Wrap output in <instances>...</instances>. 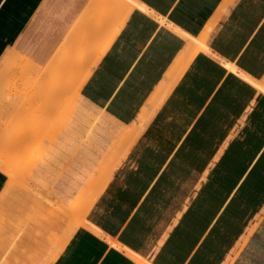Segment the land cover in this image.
<instances>
[{"label":"crops","instance_id":"crops-1","mask_svg":"<svg viewBox=\"0 0 264 264\" xmlns=\"http://www.w3.org/2000/svg\"><path fill=\"white\" fill-rule=\"evenodd\" d=\"M119 1L0 0V70L24 57L31 71L68 59L85 72L43 162L76 153L53 189L64 214L6 192L0 167V264H264V0ZM30 78L18 112L51 82ZM88 166L109 171L73 228L67 209L91 196L64 201Z\"/></svg>","mask_w":264,"mask_h":264},{"label":"rangeland","instance_id":"rangeland-1","mask_svg":"<svg viewBox=\"0 0 264 264\" xmlns=\"http://www.w3.org/2000/svg\"><path fill=\"white\" fill-rule=\"evenodd\" d=\"M21 62L25 63L26 66L25 64L21 65L23 64ZM28 64L30 63L28 62ZM11 66L14 74L9 75L10 72L8 71L6 72V74L4 73L5 77H3L2 73H0V147L5 143L6 136L8 133L13 131L14 129L22 127L28 122L37 125L38 122L40 123L44 121V119H46L47 121L48 119L47 122L49 123L47 124L46 128L43 130L34 145L33 142H31L29 146L27 145L19 152L23 153L31 149L28 157L24 160L26 164L25 167L27 166V169L15 167L11 170H8L7 175L9 177V180L5 191L14 192L16 189H18L19 191L28 193L26 196L23 195L21 197H26L25 199L28 198V201H31L32 206H35V202L33 200L34 197L39 200V203L42 202L43 204H45V202L49 204H51L52 201L57 202L55 207L60 209V211H62V213L64 214V208L61 205V201H63L62 196L56 197L55 194H53V191H55L53 189L58 187L57 183L60 180L61 176L64 175V172L67 169L74 168L71 166L70 157L72 159L73 155H75L76 153L71 151H65V154L62 153L59 155L58 161H56L50 167H47L45 170L43 169V162L45 161L48 152H51L50 150H53L60 146V143H58L57 141L60 136V133L62 132L63 127L67 126L70 119L75 115V112L78 107V91H76L73 87L68 88L65 93H62L65 97L63 103H61V105L57 109L53 110L52 113H49L46 116L41 115V117H38L41 107L37 105L31 107L29 110H25V112L21 111L19 113L17 111L18 107L14 102L21 100L22 98L29 97L33 93V91L30 93H24L21 95V98L20 95H18L17 99L15 98V96H17L16 92H19V89L22 88L23 84H30V72H32L31 65H27V60H23V58L19 57L16 58L13 63H11ZM20 66L22 69L20 68ZM9 69L11 71V67ZM18 72L20 73L18 74ZM12 76H16L15 80L12 78ZM65 79L67 80L68 77L65 76ZM10 91H13L11 93L12 95L10 94V96L13 97L12 101L9 100L11 98L8 95ZM39 118L41 120H39ZM1 154L2 151L0 150V155ZM6 156H9V153H7ZM30 161H34V168L32 173L27 172V170H29ZM2 168L4 169V167ZM86 170L93 174L94 177L90 179L85 177L84 180L80 183V186L83 191H79L78 188L73 187L71 191L67 194V200L64 202L67 203L78 197V195L81 197H88L91 196V193H95V191H97L101 186V184L98 182L99 179H96V176H99L102 171H105V173H103L104 176V174L109 171V167L88 166L86 167ZM40 171L42 172L41 176H39ZM41 181L44 183L43 185H46L47 187H42L40 183ZM72 184L75 186L76 182L72 181ZM37 192H41L42 194H39ZM25 199H21L22 202H26ZM31 204H29V207L31 206ZM38 207H40V204L38 205ZM32 213V210L29 209L28 215L22 216L23 222L24 219H30V215ZM54 218L55 221L57 220V218L62 220L61 216Z\"/></svg>","mask_w":264,"mask_h":264},{"label":"bare ground","instance_id":"bare-ground-1","mask_svg":"<svg viewBox=\"0 0 264 264\" xmlns=\"http://www.w3.org/2000/svg\"><path fill=\"white\" fill-rule=\"evenodd\" d=\"M119 1V0H118ZM125 1V0H124ZM126 1H129V0H126ZM110 2V1H109ZM120 3L123 2V0L119 1ZM117 2V3H119ZM97 3V1H96ZM114 2H112V6L113 8H115L114 6L116 5V1H115V5L113 4ZM132 3V2H131ZM121 5V4H120ZM123 5H126V4H122ZM108 6L110 7V5L108 4ZM111 6V8H112ZM117 6V5H116ZM99 7V5H98ZM128 7V6H127ZM130 7V6H129ZM110 11V10H108ZM108 17L111 18L113 13L111 12H108ZM101 23V22H99ZM204 45V40L201 39L199 41V44H198V48H201L202 46ZM100 49V48H99ZM100 52V51H99ZM82 56H80L79 58H81L80 60H77L79 62V64L76 63V65H78V68H83V64L84 62L88 59V57L85 55H83V53L81 54ZM16 58V55L14 56ZM10 60L12 61V57L10 56ZM19 58V57H18ZM24 58V57H23ZM58 58V57H57ZM7 60V59H6ZM24 60V59H23ZM67 62H62L60 65H59V70L57 71H48V73L46 71H41L40 69H37V70H34L31 73V75H34L36 74L37 75V79L35 81L34 84H37L40 85V82L42 80H45L47 77H50L51 78V82H50V85H47V86H44L43 88H40V86L36 87V88H39L37 92H39L38 94V98H39V106L41 107V110L39 112V116L38 117H41L42 116H45V115H48L49 113H52L53 110L57 109L61 103H63V100H64V95L62 94V91L63 89L65 88H68V86L70 87H73L75 88L79 82V80L81 78H83L85 72H80V71H76L73 69L72 66H70V64L68 63V59H66ZM73 60V59H71ZM8 61V60H7ZM6 61V62H7ZM10 61V62H11ZM4 62V64L6 63ZM24 62V61H23ZM21 62V63H23ZM29 61H27V65H30L28 64ZM53 62V60H52ZM9 62H7V66L10 65L8 64ZM13 63V62H12ZM25 63L21 64V65H24ZM4 66V69L7 67H5V65H2ZM26 66V64H25ZM30 67V66H29ZM3 68V67H2ZM1 68V73L4 72L6 74V72H10L9 75H12L14 74L13 73V70H12V66H11V71H10V67L7 68L6 72L3 71L4 69ZM21 68V66H20ZM56 68V67H55ZM69 68V69H68ZM19 69V68H18ZM22 69V68H21ZM34 69V68H31V70ZM24 70V69H23ZM55 70V69H54ZM19 71V70H17ZM16 72V71H15ZM25 72V71H24ZM2 74L3 77H5V74ZM17 73V72H16ZM15 73V74H16ZM20 72H18L19 74ZM27 73V72H26ZM28 74V73H27ZM17 75V74H16ZM18 76V75H17ZM65 76L68 77L67 81L65 80ZM13 77V76H12ZM5 79V78H4ZM10 80V79H9ZM15 80V78H14ZM47 81V80H46ZM32 84V83H31ZM43 84V83H42ZM260 84V83H258ZM30 85V84H29ZM28 85V86H29ZM262 89L264 90V83H261L260 84ZM27 86V87H28ZM25 87V86H24ZM29 88V87H28ZM22 89H20L21 91ZM24 90V89H23ZM22 90V91H23ZM13 92V91H12ZM36 92V91H35ZM21 93V92H19ZM25 93V92H24ZM17 94V92H16ZM62 94V95H61ZM9 95V94H8ZM12 95V94H11ZM18 95V94H17ZM22 95V93H21ZM34 95V94H33ZM10 96V95H9ZM11 97V96H10ZM9 98V97H8ZM13 98V97H11ZM33 98V97H32ZM10 100V99H9ZM31 100V99H30ZM29 100V101H30ZM8 101V100H7ZM12 101V99H11ZM28 101V100H27ZM1 102V101H0ZM33 102V101H32ZM30 103V102H28ZM36 103V102H35ZM24 105V104H23ZM22 105V107H23ZM1 106V105H0ZM34 106V105H33ZM25 108L29 107L28 104H26L24 106ZM30 108V107H29ZM19 109V108H18ZM23 109V108H22ZM28 110V109H27ZM18 111V110H17ZM20 112V111H19ZM24 112H25V109H24ZM23 112V113H24ZM56 112V111H55ZM28 114V113H27ZM26 114V115H27ZM56 114V113H55ZM21 117V116H19ZM39 120H41L39 118ZM25 121V120H24ZM48 121V119H47ZM46 120L43 122V125L41 126L39 124L38 126V129H39V133L41 135V133L43 132V130L46 128L47 124L49 122H47ZM23 125V124H22ZM33 126L31 123H27V125L23 126L22 129L15 135V137L10 140L9 142H7L4 147H3V151H2V154L0 155V167H4V170L5 171H8V170H11L15 167H21V168H25V162L24 160L28 157L29 155V152L31 151V149H29L28 151L26 152H23V153H19L18 151L21 149V148H24L25 146H29V144H31V142H33ZM139 131V130H138ZM135 133V132H134ZM9 135V134H8ZM13 135V134H12ZM138 135V134H137ZM133 136V135H132ZM136 136V135H135ZM134 136V137H135ZM130 138H132L130 136ZM136 139V137H135ZM134 139V140H135ZM9 153V156H6V154ZM6 156V157H5ZM31 163V161H30ZM29 163V164H30ZM27 167V166H26ZM13 174V173H12ZM95 198V194H93L91 197H89V199L87 201H85L81 206H80V209L74 213L73 210L71 209H67V212L73 216L75 218V222H74V225H73V228L75 226H77L79 223H84V216H85V213H86V210L89 208L90 204L92 203V201L94 200ZM81 214V217L80 218H77L78 216H80ZM120 246V245H119ZM118 246V247H119ZM121 248V246H120Z\"/></svg>","mask_w":264,"mask_h":264}]
</instances>
